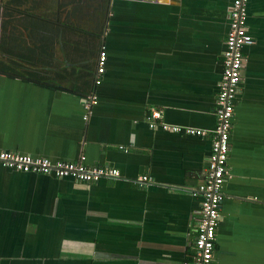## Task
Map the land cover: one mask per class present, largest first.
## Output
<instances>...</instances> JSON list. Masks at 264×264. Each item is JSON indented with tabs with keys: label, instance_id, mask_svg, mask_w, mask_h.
<instances>
[{
	"label": "crops",
	"instance_id": "obj_1",
	"mask_svg": "<svg viewBox=\"0 0 264 264\" xmlns=\"http://www.w3.org/2000/svg\"><path fill=\"white\" fill-rule=\"evenodd\" d=\"M76 1L47 4L41 27L23 31L13 61L31 71L0 73V151L119 175L82 183L0 166V264H191L233 0ZM246 12L213 264H264V0ZM151 111L209 134L151 129Z\"/></svg>",
	"mask_w": 264,
	"mask_h": 264
},
{
	"label": "built area",
	"instance_id": "obj_2",
	"mask_svg": "<svg viewBox=\"0 0 264 264\" xmlns=\"http://www.w3.org/2000/svg\"><path fill=\"white\" fill-rule=\"evenodd\" d=\"M247 0H233L228 9V32L222 54L223 70L218 84L215 100V129L212 134V145L208 168L203 183L198 185L192 195L199 196L200 206L195 227L194 253L191 264H213L215 231L219 222V208L223 200L222 185L227 171L229 135L237 89L241 81V70L245 61L244 48L252 43L246 27ZM106 53L101 47L96 59L94 84L100 83L105 71ZM97 104L95 94H89L83 102L87 119L91 108ZM146 120L149 128L159 127L163 131L188 136L205 137L209 133L201 129L170 125L161 121V114L151 111ZM0 166L22 173L53 176L58 179L71 178L77 182L94 183L101 178H114L119 175L116 169L108 167H91L81 157L75 162L51 161L48 158L32 157L14 152L0 151ZM146 176L138 178L140 185L148 182Z\"/></svg>",
	"mask_w": 264,
	"mask_h": 264
},
{
	"label": "trees",
	"instance_id": "obj_3",
	"mask_svg": "<svg viewBox=\"0 0 264 264\" xmlns=\"http://www.w3.org/2000/svg\"><path fill=\"white\" fill-rule=\"evenodd\" d=\"M52 2H56V0H2L0 2V73L6 75L18 74V76H21V73L27 72V70L31 71V68L28 69L27 64L23 62L21 65L25 66L27 69H19L18 73L15 66L19 65V68L22 66L15 62L16 60L14 57L18 58L19 61L21 60V63L22 60L25 59L24 50L27 40L23 31L25 32L30 25L35 28H40L44 21L40 9L44 6L47 8V4ZM75 2L77 1L66 0L63 4H65L66 8H70L73 7ZM94 2L92 3V7H95ZM106 3L107 0L104 4L99 1L96 8H105L106 10ZM4 58L6 61H2ZM13 58L15 61H13Z\"/></svg>",
	"mask_w": 264,
	"mask_h": 264
}]
</instances>
